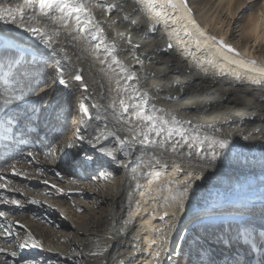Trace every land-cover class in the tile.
<instances>
[{"label": "bare ground", "instance_id": "obj_1", "mask_svg": "<svg viewBox=\"0 0 264 264\" xmlns=\"http://www.w3.org/2000/svg\"><path fill=\"white\" fill-rule=\"evenodd\" d=\"M187 3L194 17L184 20L181 16L186 13L181 9L165 7L170 17L165 25L163 20L154 23L144 9L138 12L136 0H91L96 20L108 40L118 45V58L138 77L140 92H147L152 104L181 121L215 124L220 129L215 135L228 138L232 142L230 148L235 145L234 150H225L222 157L211 161L208 151L189 155L183 149L173 153L171 149H140L133 144L132 155L126 157L118 150L114 134L128 140L131 135L118 131L121 125L112 119L111 110L105 111L113 99L124 98L123 93L117 96L115 91V77L120 74L101 64L86 40L73 41L60 35L58 46L65 47L67 55L45 56L39 72L32 73L43 77L35 81L37 85L47 80L45 91L51 95L43 109L39 97L29 98L28 92L23 96L14 93L15 81L10 78L16 69L0 63V96L8 97L0 99V130L7 129L5 134L11 130L26 139L21 153L0 169L5 180L13 181L11 187L19 189H0V197L19 199L23 207L0 203V211L8 213L6 219L0 218V224L11 223L14 234H23V224L44 246L29 248L16 258L0 254V264H10L19 255L35 258L34 264H199L198 253L205 259L213 254L216 264H226L237 252L252 264H260V246L264 245V88L221 76L218 70L202 71L201 65L209 67L202 59L207 49L202 43L197 47L193 42L203 37H199L190 20L206 35L223 39L249 58L264 59V17L260 15L264 9L253 7L257 0ZM101 4L122 5L123 9H116L109 16L99 7ZM11 5L26 7L25 0H11ZM0 28L24 41L17 44L22 50L21 60L26 56L37 58L34 41L22 31L2 23ZM173 29H179V34ZM44 51L39 49L40 53ZM189 51L195 53V59L188 55ZM136 57L142 65L137 64ZM53 65L65 69L71 89L57 83ZM77 69L82 70L87 93L72 79ZM120 83L122 87L129 86L123 76ZM78 102L101 105V110L97 114L90 108L94 119L87 120L81 116ZM33 106L39 115L13 129L17 114L22 115L24 109L31 112ZM105 116L107 119H102ZM102 132L107 133L108 139L100 140L97 147H106L110 153L107 156L92 146ZM81 135L84 139L78 138ZM66 142L75 146L68 148ZM112 153L116 160H112ZM153 159L166 163L168 171H162L161 177L149 184L147 176L152 169L144 165ZM175 165L183 171L176 173ZM13 167L28 178L12 176ZM154 167L159 170L158 165ZM186 172H193L198 178L192 180L191 188L182 197ZM56 188L63 191L57 192ZM149 188L151 191L145 195ZM193 190L199 201L189 206ZM233 196L238 201L228 200ZM30 199L41 203H27ZM194 217L201 219L194 222ZM241 220L247 221L256 233L250 252L247 242L237 239L234 228H230ZM229 241L232 246L225 249L224 243ZM158 246L161 255L156 261L150 253L154 254ZM0 247L15 249L16 240L10 243L0 238ZM202 248L208 252H201ZM90 251L102 255L92 256Z\"/></svg>", "mask_w": 264, "mask_h": 264}, {"label": "snow or ice", "instance_id": "obj_2", "mask_svg": "<svg viewBox=\"0 0 264 264\" xmlns=\"http://www.w3.org/2000/svg\"><path fill=\"white\" fill-rule=\"evenodd\" d=\"M26 7H13L11 0L5 3L0 0V23L9 28L22 31L25 36L34 41L37 58L32 60L27 56L21 60L20 52L22 51L17 47L18 43H24V41L12 33H6L3 28H0V63L8 69L15 68L16 72L10 79L15 81L14 93L23 96L25 92L29 93L30 97H39V103L41 109H43L44 103L48 100L50 93L45 91L47 80L44 79L42 84L37 85L35 81L37 79H43V77L33 76V72H39L41 67V60L45 56L52 57L60 56L61 54L67 55L66 49L63 46H58L60 35L64 34L66 37H70L73 41L77 39L86 40L89 42V47L101 64L107 65L112 72L118 70L119 74L115 77L117 96L123 93L124 98L113 99L105 108V111L111 110L112 119L119 125H121L118 131H126L130 133L131 140L122 138L118 134H114L116 144L119 146L120 151L124 153L126 157H130L134 151L132 145H138L140 149L156 148L168 150L171 149L173 153L178 149L187 151L189 155L197 154L201 155L205 151H208L211 157V161L217 160L218 157H222L225 150L233 151L235 145L230 148L232 142L228 138H218L215 133H219L220 129L215 124H195L192 121H181L175 115L166 113L164 109H158L154 104L150 102V97L147 92H140L138 85V77L118 58V45L108 40L103 27L96 20L95 14L92 11L91 0H25ZM137 11L144 9L149 14L154 23L158 24L163 20L164 24L169 23L170 17L165 11V7L172 10H178V5L173 0H136ZM180 5L187 9V0H180ZM106 12L111 16L116 9H123L122 5L117 4H101ZM254 8L260 7L264 9V0H257V3L253 5ZM189 15L191 10L188 9ZM261 17H264V10L260 12ZM128 23H134V20L124 17ZM176 21L172 19L174 24ZM195 31L199 34V37H203V41L196 38L193 42L199 47L201 43L203 47L207 49L204 52L202 59L204 64L209 67L201 65V70L205 73L211 70H218L221 76H231L237 82L249 83L251 85L264 88V60L257 58H249L242 56L236 48L231 44L225 43L223 39H218L215 35H206L205 32L196 25L194 20H190ZM155 31V28L150 29ZM174 32L179 34V29H173ZM187 36H192L191 32L185 33ZM129 43H131L129 39ZM30 47L32 45H29ZM134 47L139 48V45ZM171 47V45H169ZM42 48L45 51L39 52ZM230 53L231 55H227ZM188 55H191L195 59V53L189 51ZM103 56V58H101ZM235 57V58H233ZM110 58V59H109ZM137 64L142 65L143 62L136 57ZM198 62V61H197ZM115 66V67H113ZM53 72L57 74V83L64 89H71L72 85L67 79H65V69L63 67H56L53 65ZM213 74H216L213 71ZM120 76L129 82L128 87H122L120 83ZM18 77V79H17ZM72 79L79 82V87L83 89V92L89 91L88 85L84 83V77L82 70L77 69L72 75ZM133 82H137L133 84ZM22 85V87H21ZM131 89V90H130ZM159 91V90H157ZM140 92L139 95H136ZM43 93V95H41ZM0 99L7 100L8 97L0 96ZM117 103L119 105V111L117 110ZM18 106V105H17ZM91 109H94L97 114L101 110V105L98 104H85L78 102V110L81 116L87 120H93L94 116ZM36 108L33 106L32 111L27 109L23 110V114H17L18 126L22 123H30L33 116H38ZM58 115V113H57ZM102 119H107L103 117ZM135 120V123L132 121ZM124 125H129L125 128ZM105 124V128H107ZM7 131V129H5ZM79 139H84L81 135ZM107 140L108 136L106 132H102L101 135L96 137V141L93 143V147L106 156L110 153L106 147H97L100 140ZM75 144L72 142H66V147L72 148ZM29 156L35 159L33 153L29 152ZM51 155V150L49 152ZM112 160H116L114 153L111 154ZM209 161V166H211ZM154 165L159 166L157 170ZM152 169L148 173L147 179L149 184L154 180H158L161 177L162 171H168V165L166 163L161 164L159 160L153 159L152 161L144 165ZM176 173H181L183 170L179 165L174 166ZM12 176H23L28 178L26 173L17 171L15 167L11 171ZM184 175L187 177V183L184 184L181 196H185L188 190L191 188V182L197 179L193 172H186ZM135 179V175L133 176ZM207 179V177H205ZM0 189H6L8 191H19V189H13L11 185L13 181L5 180L3 175H0ZM45 184L48 181H44ZM52 187H56L52 185ZM199 187V185H197ZM57 192H62L60 188H56ZM151 188L147 189L150 192ZM199 198L195 190L191 193L192 202H198ZM30 204H39L40 201L30 199L26 201ZM0 203L4 205H14L16 208H22L23 205L19 199H10L8 197H0ZM80 211H83L82 209ZM8 213L0 211V218H7ZM201 219V217H194V222ZM20 228L24 229L23 234L12 231V224H0V238L12 242L16 240L15 249H6L0 247V254H7L10 258L18 257L19 253H23L25 250L31 249H43V243L39 240L31 230L23 224ZM230 228H234L236 237L241 242H247V251L252 250V244L255 243L254 237L256 233L251 230V225L247 221L241 220L236 225H230ZM163 240L164 237L162 236ZM264 239V238H262ZM152 243H156L152 241ZM223 243V242H222ZM232 246L231 241L224 243L225 249H230ZM261 259L260 264H264V245H261ZM201 252H208L207 249H201ZM92 256H100L102 253L89 252ZM152 255V259L159 261L161 250L159 246ZM198 255L199 264H216V260L213 254H208L207 259L200 253ZM254 255V253H253ZM35 258L29 259L23 255H19L18 259H13L10 264H34ZM101 264H104L102 261ZM226 264H252V261L246 256L241 255L239 252L232 258L226 261Z\"/></svg>", "mask_w": 264, "mask_h": 264}, {"label": "water", "instance_id": "obj_3", "mask_svg": "<svg viewBox=\"0 0 264 264\" xmlns=\"http://www.w3.org/2000/svg\"><path fill=\"white\" fill-rule=\"evenodd\" d=\"M228 200L230 202H236V201H238V198L233 196V197H230Z\"/></svg>", "mask_w": 264, "mask_h": 264}, {"label": "rangeland", "instance_id": "obj_4", "mask_svg": "<svg viewBox=\"0 0 264 264\" xmlns=\"http://www.w3.org/2000/svg\"><path fill=\"white\" fill-rule=\"evenodd\" d=\"M13 129H15V128H13ZM45 134V133H44ZM45 137H46V135H45ZM212 217H216V215H214V216H212Z\"/></svg>", "mask_w": 264, "mask_h": 264}]
</instances>
